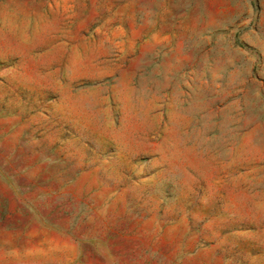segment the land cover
I'll return each mask as SVG.
<instances>
[{
  "label": "rangeland",
  "instance_id": "obj_1",
  "mask_svg": "<svg viewBox=\"0 0 264 264\" xmlns=\"http://www.w3.org/2000/svg\"><path fill=\"white\" fill-rule=\"evenodd\" d=\"M0 264H264V0H0Z\"/></svg>",
  "mask_w": 264,
  "mask_h": 264
}]
</instances>
